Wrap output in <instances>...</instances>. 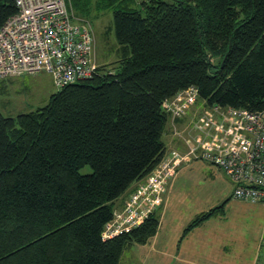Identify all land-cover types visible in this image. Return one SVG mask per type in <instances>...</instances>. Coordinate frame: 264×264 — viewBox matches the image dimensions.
<instances>
[{"label":"trees","instance_id":"1","mask_svg":"<svg viewBox=\"0 0 264 264\" xmlns=\"http://www.w3.org/2000/svg\"><path fill=\"white\" fill-rule=\"evenodd\" d=\"M75 2L90 20L110 8L128 53L56 87L42 107L0 111V264H118L159 224L154 213L101 237L114 202L165 154L163 102L193 86L207 104L264 108V0ZM16 10L15 0H0V27ZM86 165L92 171L80 173Z\"/></svg>","mask_w":264,"mask_h":264},{"label":"built area","instance_id":"2","mask_svg":"<svg viewBox=\"0 0 264 264\" xmlns=\"http://www.w3.org/2000/svg\"><path fill=\"white\" fill-rule=\"evenodd\" d=\"M15 4L16 12L0 27V77L49 71L60 89L98 72L92 25L76 18L67 0H15ZM197 97L191 86L165 100L162 109L173 118L181 117ZM215 114L221 116L217 123ZM204 120L216 133L207 134L208 141L197 140L186 155L176 151L164 155L147 181L130 194L124 210L105 224L104 241L131 232L160 208L169 179L189 155L223 169L237 184L234 198L264 203V108L250 111L216 105ZM195 126L202 128L199 122Z\"/></svg>","mask_w":264,"mask_h":264},{"label":"crops","instance_id":"3","mask_svg":"<svg viewBox=\"0 0 264 264\" xmlns=\"http://www.w3.org/2000/svg\"><path fill=\"white\" fill-rule=\"evenodd\" d=\"M215 106L197 99L183 116L167 114L164 155L172 151L186 155L197 140L208 141L207 134L216 133V128L202 118ZM215 118L216 123L221 120L218 114ZM198 122L201 129L195 126ZM200 151L199 147L195 153ZM146 181L147 176L134 182L114 202V214L124 210L130 194ZM236 185L223 169L186 156L155 211L156 232L145 243L127 246L118 264H264V203L234 198ZM223 204V210L185 231L194 218Z\"/></svg>","mask_w":264,"mask_h":264},{"label":"rangeland","instance_id":"4","mask_svg":"<svg viewBox=\"0 0 264 264\" xmlns=\"http://www.w3.org/2000/svg\"><path fill=\"white\" fill-rule=\"evenodd\" d=\"M68 7L75 13L76 18L86 19L92 25L94 60L98 69L104 65L115 63L127 55L128 52L122 48L115 37L113 15L110 8L101 11L94 9L93 11H97L100 15L93 18L94 12L90 20L82 16L85 11L76 4L75 0H68ZM52 78L53 74L49 71L0 77L1 113L4 116L14 117L46 105L51 94L58 90L55 85V87L53 86ZM91 171L89 165L80 169L82 174Z\"/></svg>","mask_w":264,"mask_h":264}]
</instances>
